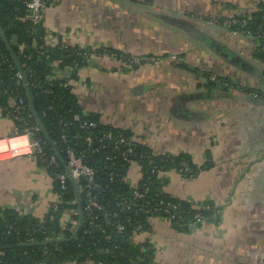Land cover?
Returning a JSON list of instances; mask_svg holds the SVG:
<instances>
[{"label":"crops","instance_id":"obj_1","mask_svg":"<svg viewBox=\"0 0 264 264\" xmlns=\"http://www.w3.org/2000/svg\"><path fill=\"white\" fill-rule=\"evenodd\" d=\"M261 10L264 0H45L46 46L99 51L72 79L82 113L153 154L186 155L198 169L160 174V189L213 214L185 231L150 218L128 240L152 252L150 264H264V39L226 25ZM130 56L159 61L130 67ZM209 76L229 87L210 85ZM13 138L12 122L0 119V152L26 143ZM54 200L38 160L0 153V210L39 222ZM69 205L61 213L72 212L71 230L77 208Z\"/></svg>","mask_w":264,"mask_h":264},{"label":"trees","instance_id":"obj_2","mask_svg":"<svg viewBox=\"0 0 264 264\" xmlns=\"http://www.w3.org/2000/svg\"><path fill=\"white\" fill-rule=\"evenodd\" d=\"M25 1L0 0V31L3 33L6 43L15 54L25 74L35 111L65 162L64 145L60 140L63 133L69 136V142L76 145L78 150H85L83 140L86 136L83 130L79 129L80 124L73 121L74 115L80 116L83 121L97 123L96 128L92 130L95 134L108 130L116 132L117 130L102 124L94 114H83L77 104L76 97L70 91V87H64L63 81H52V87L46 85V78L51 75L50 64H54L56 67L66 68L79 63V66L82 67L84 65L81 63L84 50L73 47L61 49L60 46L52 48L46 46L40 25L33 26L26 18L28 11L25 7ZM232 29L235 30V26ZM239 31L242 33L248 32L252 36L264 39V10L252 14L248 18L246 26ZM34 42L35 45H33ZM6 43L0 37V56H4L8 61L4 63L0 58V109H8L7 100L10 97H22L27 105L26 112L28 116H24L25 124L32 126L36 124L35 118L28 108L23 86L15 87L13 76L17 72V69L7 52ZM259 57L264 59L262 55H259ZM35 80L43 84L42 89L48 88L51 90V93L43 94L40 88L34 89L33 83ZM5 90H8V92L4 93ZM10 90H14L13 95L9 92ZM49 107L50 109H48ZM43 111L45 114H43ZM61 122L68 124V129H64ZM76 133L81 135V139H73ZM123 133L126 136H130L129 133ZM37 136L44 141L47 154H54L43 135L39 132ZM136 155V159L141 160L140 165L142 166L143 173L149 168L147 165L148 160H153L154 164L164 172L172 169L178 170L183 163L188 164L192 170V173L186 174V176L198 172V169L190 163L189 158L183 154L179 156H153L152 152L141 145H137ZM89 159L90 161L93 159L94 165L97 167L96 185L99 187V197L105 201L112 200L113 197L110 191L120 193L122 196L127 197L129 189L126 185L119 182L109 183L108 173L111 171V168L109 163L104 162L103 155L93 156L92 159L90 156ZM121 164H124V166L119 169V165ZM115 169L120 170L119 172L123 175L127 171V164L119 161ZM48 172L50 175L65 172V164H61L58 160V167L51 168ZM148 177L151 179V184L147 198L152 203L162 201L164 204L175 203L179 205L178 210L175 212L178 218L171 219V222L178 230H187L191 224L196 222V216L201 217L203 220L210 218L213 213L212 211L195 210L185 202L168 198L161 191L158 178L151 174ZM146 178L147 175L144 173L145 182ZM82 183L84 181L81 180L79 184ZM53 187L55 191H58L57 182H53ZM78 196L81 200L82 207L83 196L79 193ZM63 200L65 205L60 207V213L62 210L68 208L70 206L69 204L74 200L76 202V196L69 179L67 182V190L63 193ZM72 207L77 208L76 203ZM57 215L59 214H54V220L51 223H44L47 233L43 235L41 230H38L40 227L39 222L29 217H20L11 211L0 210V264H37L39 262L62 264L70 261L85 262L89 256L100 260L104 264H150L152 262L151 251L141 252L140 248L130 246L126 239L114 235L111 228L107 230L112 235V240L110 241H105L100 233L93 235L94 238L85 234L87 227L85 226L84 220L76 238L72 241L42 246L41 243L46 241L47 237H49L48 240L70 238L73 234L70 232V228L67 229V227L64 231L59 230V218H57ZM123 217H130L131 221L135 222V224L141 222L145 225V228L147 227L143 215L135 216L133 213L128 212L123 213ZM165 217L167 218L168 216L165 215ZM74 219L77 221L78 216L76 215ZM113 246L117 248L114 249Z\"/></svg>","mask_w":264,"mask_h":264},{"label":"built area","instance_id":"obj_3","mask_svg":"<svg viewBox=\"0 0 264 264\" xmlns=\"http://www.w3.org/2000/svg\"><path fill=\"white\" fill-rule=\"evenodd\" d=\"M45 4V0H26L25 7L28 11L26 16L27 20L33 25L40 24L41 14ZM248 21L247 17L238 18V20L230 21L232 26L241 30L246 26ZM249 34L248 32H245ZM61 49H66V46L59 45ZM84 50V49H82ZM2 62L6 63L7 58L0 56ZM93 61V54L89 50H84L82 54L81 63L83 66L90 67ZM128 62L130 65L138 66L141 64V60L136 57H130ZM51 75L46 78V85L52 87V81L60 80L63 81L64 87H70V91L73 93L74 89L73 76L77 75V71L81 68L79 63L73 66L66 67L69 71L68 77L61 76L57 71V67L54 64H50ZM15 87L22 85L21 78L18 72L13 76ZM210 82L219 84L224 88L228 87V83L221 82L214 76L210 78ZM33 87L40 88L42 93H51L48 88L42 89L43 84L39 81L33 83ZM5 90L4 93H7ZM12 95L14 90L9 91ZM26 103L22 97L12 96L7 100L8 109H0V119H7L13 124V136L17 139H23L26 141L25 144L20 146L9 145V149L0 153H10L11 156H23L29 155L32 158L38 160L42 167L46 170L58 167V160L54 154H47L45 149L44 141L37 136L40 132L38 126L32 125L27 126L25 124L24 116H28L26 112ZM50 109V107L48 108ZM43 114L45 112L43 111ZM73 121L80 124L79 129L83 130L85 138L83 144L85 145V150H78L77 146L69 142V136L62 134L60 137L61 142L64 145L65 154V172L57 173L52 176L53 182H57L58 191H55V200L52 203L50 211L45 215V217L39 221L41 233L45 235L47 231L45 230L44 223H51L54 220V214L60 213V207L65 205L63 200V193L67 190L68 176L66 175V170L69 175L78 181L77 191L82 194L83 199V220L87 229L85 234L93 235L100 233L105 241L112 240V235L108 232V228L112 229L114 235L122 237L127 241L130 240L134 235L141 234L147 231L141 222L135 224L132 222L130 217H123V213H133L135 216L143 215L145 224L147 225L148 220L152 217H156L162 220L173 219L175 217V212L178 210L179 205L175 203H166L162 201L153 202L147 198V194L150 189L151 179L148 177L149 174L156 176L157 178L160 174L164 173L161 168H158L153 160H148L147 165L148 170L144 172L147 175L146 182L144 181V173L142 171V166L140 165L141 160H137L136 157V146L137 142L134 140L133 136H126L122 131L117 130L116 132L104 131L98 134L92 132L96 128L97 123L88 122L81 120L78 115L73 116ZM64 129H68V124L62 123ZM81 135L76 133L73 139H81ZM13 138V139H14ZM11 140V139H9ZM24 146V151H20V147ZM103 155L104 162L109 163L111 171L108 173V181L110 184L119 182L128 187L129 193L126 196H122L120 193L110 191L113 199L103 200L99 197L100 191L99 187L96 185L97 181V167L94 165L93 156ZM91 156V161H90ZM153 156H159L153 154ZM119 161L127 164V171L122 175L119 171L115 169ZM124 164L119 165V169L123 168ZM131 170L135 171L137 181L133 182L130 178L129 172ZM175 171L180 175L191 174L192 170L188 164L183 163L178 170ZM84 183L79 184L80 181ZM75 204V200L72 202ZM160 213V214H158ZM77 212H75V216ZM168 216L167 218L165 217ZM77 223L74 222V227L70 232H74ZM58 227L60 231H64L66 226L58 222ZM130 229V230H129ZM49 237L46 238L48 240ZM114 249L117 248L113 246ZM107 251V250H106ZM89 264H104L100 260L89 256L86 261ZM37 264H46L44 262H39Z\"/></svg>","mask_w":264,"mask_h":264},{"label":"water","instance_id":"obj_4","mask_svg":"<svg viewBox=\"0 0 264 264\" xmlns=\"http://www.w3.org/2000/svg\"><path fill=\"white\" fill-rule=\"evenodd\" d=\"M0 37L2 39L3 42L6 43V39L3 35V33L0 31ZM6 48H7V52L9 53L10 58L12 59L13 63L16 66L17 72L20 75L21 78V82H22V86L23 89L25 91V96H26V100H27V104H28V108L31 111L33 117L35 118V123L39 128L40 133L43 135L45 141L50 145V147L52 148V151L54 153V155L56 156V158L60 161L61 164H65L64 160L62 159L55 143L52 141V139L50 138L48 132L46 131V129L44 128L40 118L38 117L37 112L35 111L34 105H33V100L32 97L30 95V91H29V87H28V83L25 77V74L23 73L15 54L13 53V51L11 50L10 46L6 43ZM66 175L68 176L69 182L71 184V187L73 189V192L76 196V206H77V226L75 231L73 232L72 236L70 238H58V239H51V240H46L44 242L41 243L42 246H47V245H51L54 243H60V242H70L72 241L74 238H76L77 233L79 232V230L81 229L82 223H83V212H82V207H81V200L78 196V191H77V183L78 181L76 179H73L70 175L69 172L66 170Z\"/></svg>","mask_w":264,"mask_h":264},{"label":"rangeland","instance_id":"obj_5","mask_svg":"<svg viewBox=\"0 0 264 264\" xmlns=\"http://www.w3.org/2000/svg\"><path fill=\"white\" fill-rule=\"evenodd\" d=\"M238 18H242V17H238ZM238 18L236 17V18H233L232 20H238ZM231 20V21H232ZM229 28H233V26H232V23L229 21V23L228 24H226ZM236 28V27H235ZM236 31H238V29L236 28L235 29ZM84 50H89V51H91L92 52V54H93V61H92V64L90 65V67H92L93 66V62L96 60V57H97V54H98V50H90V49H88V48H84ZM96 51H98V52H96ZM103 53H107V54H110L107 50H103ZM130 57H136V56H130ZM136 58H139L140 60H141V64L140 65H143L144 63L145 64H149V62H158L159 61V58L158 57H148V56H146V57H136ZM161 59L162 58H160V61H161ZM129 60V59H128ZM128 65L130 66V67H133V65H130V63H128ZM140 65H138V66H140ZM212 76H209L208 77V80H209V82H210V78H211ZM215 78H217L219 81H221V82H225V83H228L226 80H224V79H222V78H220V77H218V76H214ZM75 81V80H74ZM74 81H73V83H74ZM209 84H212V86H215V87H217V88H222V86L221 85H219V84H215V83H213V82H210ZM229 84V83H228ZM72 87H74V84H72ZM228 87H229V85H228ZM78 104V103H77ZM12 128V127H11ZM197 172V171H196ZM194 174H196V173H194ZM194 174H192V175H194ZM51 180H52V176H51ZM52 183H53V180H52ZM197 210H200V211H205V210H209V211H213L212 210V208H210L209 206H202V207H200V208H198ZM72 212L70 211V209H68L67 210V215H65V217H64V215H62V213H59V215H57V218H59V220L60 221H62L63 222V224L67 227L68 226V221H69V219H70V214H71ZM213 214V213H212ZM211 217V216H210ZM195 219H196V222L195 223H197V222H200L201 220H203V219H201V217H199V216H196L195 217ZM210 219V218H209ZM204 220H206V219H204ZM195 223H193V224H191L190 225V228H192V227H194L195 226ZM69 227V226H68ZM70 228V227H69ZM76 229V228H75Z\"/></svg>","mask_w":264,"mask_h":264}]
</instances>
